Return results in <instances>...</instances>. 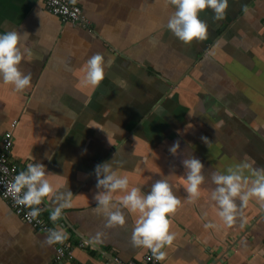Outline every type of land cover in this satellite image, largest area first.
<instances>
[{
    "label": "crops",
    "instance_id": "crops-1",
    "mask_svg": "<svg viewBox=\"0 0 264 264\" xmlns=\"http://www.w3.org/2000/svg\"><path fill=\"white\" fill-rule=\"evenodd\" d=\"M68 1L86 25L62 22L43 0L42 7L38 0H0V34H22L19 68L31 73L20 92L0 82V140L11 131L8 158L19 172L41 163L54 191L73 195L55 222L49 217L56 204L44 198L47 231L26 223L0 195V264H55L56 243H45L49 230L66 234L71 258L63 264L143 263L153 256L130 242L138 214L122 209L126 224L108 227L97 211L94 169L105 162L145 194L156 179L174 174L181 200L169 217L175 239L158 264H264V208L255 199L237 200L235 222L226 226L206 191L188 202L181 164L198 158L206 178L242 162L251 165L244 171L250 179L251 169L264 168V0H228L218 21L205 9L208 37L190 44L167 28L173 9L165 0ZM97 53L105 59L104 80L83 85L86 61ZM212 187L207 179L202 185ZM122 194L114 193L113 202ZM208 222L216 227L206 229Z\"/></svg>",
    "mask_w": 264,
    "mask_h": 264
},
{
    "label": "clouds",
    "instance_id": "clouds-1",
    "mask_svg": "<svg viewBox=\"0 0 264 264\" xmlns=\"http://www.w3.org/2000/svg\"><path fill=\"white\" fill-rule=\"evenodd\" d=\"M39 7L42 3L38 0ZM165 5L170 6L171 11L167 28L184 44L193 41H204L208 37V24L200 19V13L210 9L213 20H223L228 8V0H165ZM247 11V8L244 9ZM21 33L15 30L0 34V82L14 86L17 92L23 91L31 83V73L20 71L19 65L23 56L18 47ZM27 35V33H24ZM105 77V59L97 53L86 61L83 85L98 86ZM206 145L207 137H201ZM179 141H175L168 149L173 156L178 154ZM184 169L182 179L184 190L187 193L189 203H194L200 198L201 192L206 191L207 198L213 203L218 217L226 226H232L238 214V203L247 205L250 199L259 202L264 208V168L251 169L250 179L244 175L246 169H250L248 163H240L234 168L229 167L226 174L213 171L206 178L205 165L193 156L181 160ZM96 176L97 193L94 195L96 209L103 212L107 218V226L123 227L126 224V216L122 209L135 213L137 219L132 228L130 242L134 248H145L151 251L157 261L166 258L164 249L171 246L175 233L170 232L171 220L181 200L175 195L170 179V174L156 179L147 194L139 187L129 188L127 176H117L110 163L97 164L94 169ZM206 179L214 187L202 189ZM8 191L12 194L18 205L31 209L29 217L35 219L40 214L39 206L44 198H52L56 206L52 209L50 220L55 222L61 217L62 211L71 206L70 191L56 192L46 177L45 166L41 163H29L26 170L19 172L9 182ZM121 192L115 198L114 193ZM206 229L215 228L216 225L208 222ZM102 233H97L95 241L101 240ZM62 230H49L45 243L52 245L62 243L66 239Z\"/></svg>",
    "mask_w": 264,
    "mask_h": 264
},
{
    "label": "built area",
    "instance_id": "built-area-1",
    "mask_svg": "<svg viewBox=\"0 0 264 264\" xmlns=\"http://www.w3.org/2000/svg\"><path fill=\"white\" fill-rule=\"evenodd\" d=\"M45 8L57 15L62 22L70 23L73 25H86L87 22L82 15L80 7L76 4L70 3L68 0H43ZM262 32L264 34V23L262 24ZM16 122L12 123V127ZM12 147V133L7 131L3 134L0 140V195L6 199L12 205L16 214H18L26 223L38 227L41 230H48V224L45 223L42 217L43 206L40 204V214L35 219L29 217L28 213L31 209L22 205H18L13 198L12 194L8 191L9 182L19 174V170L16 165L12 164L8 158V151ZM71 258L70 245L63 241L62 243H56V250L54 256L55 264H63L66 259ZM127 264H158V261L151 255L144 256L143 263H137L129 261Z\"/></svg>",
    "mask_w": 264,
    "mask_h": 264
}]
</instances>
